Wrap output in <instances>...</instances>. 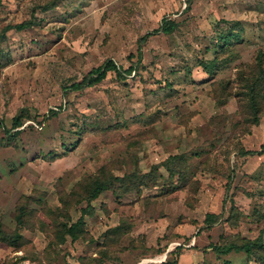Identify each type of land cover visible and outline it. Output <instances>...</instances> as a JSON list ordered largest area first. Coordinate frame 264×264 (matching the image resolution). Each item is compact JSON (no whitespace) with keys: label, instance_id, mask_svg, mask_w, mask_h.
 <instances>
[{"label":"rangeland","instance_id":"374dc122","mask_svg":"<svg viewBox=\"0 0 264 264\" xmlns=\"http://www.w3.org/2000/svg\"><path fill=\"white\" fill-rule=\"evenodd\" d=\"M187 7L188 0H1L0 225L23 240L0 242V264H96L104 251L105 264H256L213 247L264 231V99L255 126L238 81L264 56V0ZM165 20L179 24L173 34L159 31ZM223 21L240 22L245 42L210 77L201 62L214 57L207 49ZM24 22L31 27L14 29ZM109 61L134 70L72 89ZM22 110L31 120L10 137ZM241 149L259 154L243 157ZM179 155L188 159L187 186L167 194L161 165ZM103 169L132 179L92 204L79 240L61 242L62 223H76L87 207L80 183ZM145 174L157 181L133 178ZM21 205L30 215L18 226ZM208 214L220 219L207 225Z\"/></svg>","mask_w":264,"mask_h":264},{"label":"trees","instance_id":"16d2710c","mask_svg":"<svg viewBox=\"0 0 264 264\" xmlns=\"http://www.w3.org/2000/svg\"><path fill=\"white\" fill-rule=\"evenodd\" d=\"M194 0H188L187 11L191 10V6ZM1 2V0H0ZM43 10H49L48 7H44ZM226 27L219 28L220 32L217 36V42L207 49V52L215 51L214 57L211 59H206L201 62V66L203 70L210 76L215 77L218 72L227 64H230L235 59H237V51L235 50V46L239 44H243L244 37L243 32L244 29L240 22H226ZM31 27V22H24L20 25L14 27L17 31H23ZM179 24L173 20H165L159 29L160 32H163L166 35L173 34ZM147 36L144 38L146 39ZM227 56L223 58V56ZM140 57L142 54L140 53ZM134 70L131 67L129 70L124 71L121 67H118L114 61H109L105 68H98L94 71H91L88 76L84 78V80L80 83H76L72 86L73 90L82 91L87 88L96 86L102 83L108 77V74L114 72L118 78L125 79L126 74H131ZM238 81L243 85V94L244 97L248 100V104L246 106L247 110L250 114L249 123L254 124L255 126L260 124L261 121V113H262V104L261 100L264 99V56L259 53L255 65H250L248 69L240 71V75L238 76ZM221 86V94L227 93V85L222 83ZM55 114V113H54ZM31 117L26 110H22L21 113L15 118L13 128L16 131L12 132V129L7 131L10 137H16L19 134L20 129L24 126L27 121H30ZM257 151L245 150L241 149L240 155L243 157H252L258 155ZM168 173L169 179L166 180L165 193L170 194L175 191H181L187 186V177L185 171L188 170V159L184 155L173 156L170 157L167 161H165L161 165ZM158 174L159 168H155ZM103 172V174H102ZM179 176V182L174 183V179L176 176ZM138 175H134L133 178L140 179H153L155 182L157 178L151 177L150 174H145L143 177H137ZM162 176V175H161ZM131 176H126L125 178H119L114 176L106 175L104 169L95 176L89 177L83 180L80 183V199L87 203V207L82 209V217L76 223L63 224L62 230H59L57 233V238L61 242L66 240V236L72 238L73 241H77L83 235V230L85 226L84 218L87 215H92L94 207L92 204L104 193L107 191H113L115 194H118L115 187L116 185L121 184V186H125L131 180ZM138 179V180H139ZM148 181L146 187L150 186V182ZM152 180V181H153ZM120 186V185H119ZM66 202L63 200V204ZM66 206V204H65ZM233 210L234 207H233ZM30 215L27 205H21L18 209V214L16 215V222L18 226H23L26 218ZM220 219V215L208 214L206 216V224L213 225ZM121 228H116L113 230V233H121ZM23 240V236L18 232H14L11 234H7L3 231L2 225H0V242H12L10 246L16 247ZM215 252L218 255H228L231 253H244L254 261L256 264H264V231L260 233V235L256 239H248L243 238L241 236L238 237L237 242H232L224 245H216L213 247ZM180 251V248L177 252ZM101 259H97L96 264H105L104 260L107 257V251H104L101 254Z\"/></svg>","mask_w":264,"mask_h":264},{"label":"crops","instance_id":"0c3cea01","mask_svg":"<svg viewBox=\"0 0 264 264\" xmlns=\"http://www.w3.org/2000/svg\"><path fill=\"white\" fill-rule=\"evenodd\" d=\"M243 238H246V237H243ZM256 239V238H255Z\"/></svg>","mask_w":264,"mask_h":264}]
</instances>
